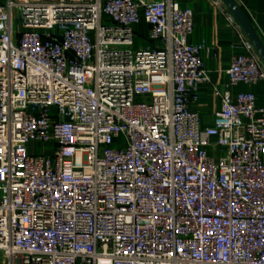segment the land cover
I'll use <instances>...</instances> for the list:
<instances>
[{
    "label": "built area",
    "instance_id": "obj_1",
    "mask_svg": "<svg viewBox=\"0 0 264 264\" xmlns=\"http://www.w3.org/2000/svg\"><path fill=\"white\" fill-rule=\"evenodd\" d=\"M226 18L242 49L230 84L264 82L254 46ZM142 22L159 47L135 49ZM193 33L194 12L174 0L0 6L7 264H264V107L225 92L202 127L192 105L210 50ZM32 143L53 148L30 153Z\"/></svg>",
    "mask_w": 264,
    "mask_h": 264
},
{
    "label": "crops",
    "instance_id": "obj_2",
    "mask_svg": "<svg viewBox=\"0 0 264 264\" xmlns=\"http://www.w3.org/2000/svg\"><path fill=\"white\" fill-rule=\"evenodd\" d=\"M21 2L24 0H10ZM158 1V0H147ZM164 1V0H161ZM183 8H189L194 12V33L190 37L191 44L205 42L209 52L202 54L205 68L208 71L209 82L204 84L199 92V100L192 105L201 117L202 127H212L217 111L221 107V95L229 92L232 99H236L241 92H252L256 97L257 107H264V82L256 85H231L227 71L233 56L242 52L238 34L234 27L229 25L226 18L227 11L224 3L219 0H174ZM8 0H0V6ZM247 8H242L250 20L254 30L264 44V0H247ZM17 9L13 10L14 27L16 32L22 31V26H16ZM135 49L148 46L159 47L158 42L148 39V25L145 22L135 27ZM262 62V61H261Z\"/></svg>",
    "mask_w": 264,
    "mask_h": 264
},
{
    "label": "water",
    "instance_id": "obj_3",
    "mask_svg": "<svg viewBox=\"0 0 264 264\" xmlns=\"http://www.w3.org/2000/svg\"><path fill=\"white\" fill-rule=\"evenodd\" d=\"M221 1L227 7L230 13L234 16V18L236 19L237 23L242 28L245 35L247 36V38L250 40V42L254 46L257 55L259 56L260 60L262 61L264 65V44L259 38V36L257 35L256 31L254 30L246 14L238 6L235 0H221ZM71 120H72L71 115L67 113L65 121L70 122Z\"/></svg>",
    "mask_w": 264,
    "mask_h": 264
},
{
    "label": "rangeland",
    "instance_id": "obj_4",
    "mask_svg": "<svg viewBox=\"0 0 264 264\" xmlns=\"http://www.w3.org/2000/svg\"><path fill=\"white\" fill-rule=\"evenodd\" d=\"M16 26L21 25L20 24V20H19V16H16ZM53 148V144H35L32 143L29 147V152L30 153H35V154H49L50 151ZM210 150V149H209ZM0 264H7L6 259L3 257V255L0 254Z\"/></svg>",
    "mask_w": 264,
    "mask_h": 264
}]
</instances>
